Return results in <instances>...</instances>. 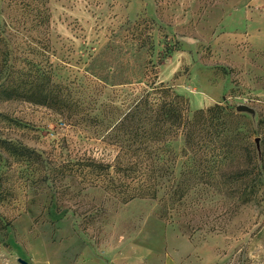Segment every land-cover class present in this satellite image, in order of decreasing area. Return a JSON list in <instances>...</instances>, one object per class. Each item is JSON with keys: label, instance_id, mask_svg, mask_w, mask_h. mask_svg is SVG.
Wrapping results in <instances>:
<instances>
[{"label": "rangeland", "instance_id": "obj_1", "mask_svg": "<svg viewBox=\"0 0 264 264\" xmlns=\"http://www.w3.org/2000/svg\"><path fill=\"white\" fill-rule=\"evenodd\" d=\"M257 4L0 0V84L43 74L69 89L81 116L104 119L97 128L73 126L48 107L0 100L1 134L42 151L49 166L83 156L111 161L110 110L127 109L155 79L187 98L190 114L215 104L234 112L229 139L242 144L249 136L250 148H263L264 13ZM0 173L13 186L0 200L8 223L0 230V264H133L137 254L150 264L175 252L182 264H264L262 190L249 204L215 192L203 201L195 192L178 214L162 219L158 200L122 204L77 177L52 181L51 172L37 185L32 161L10 160Z\"/></svg>", "mask_w": 264, "mask_h": 264}, {"label": "trees", "instance_id": "obj_2", "mask_svg": "<svg viewBox=\"0 0 264 264\" xmlns=\"http://www.w3.org/2000/svg\"><path fill=\"white\" fill-rule=\"evenodd\" d=\"M145 85L141 97L127 109L110 110L115 123L106 136L116 150L111 161L83 156L76 161L57 163L60 160H56L49 166L42 151L4 137L0 131V168L10 160H28L34 162L37 185L46 183L53 172L52 181L55 175L77 177L122 204L138 198L158 200L162 219L178 214L195 192L197 199L203 201L214 198L216 193L222 197L238 195L242 197L241 204L258 202L261 190L264 191V146L250 148L246 139L249 136H243L246 141L242 144L234 141L235 135L229 139L235 130L233 120L238 115L220 104L190 114L188 99L164 82L152 79ZM13 99L48 107L73 126L87 122V126L97 128L104 123L98 115L81 116L82 109L69 89L43 74L19 85L1 83L0 100ZM1 117L7 119L6 115ZM8 178L0 173L2 201L13 188L9 190ZM2 219L0 230L8 226Z\"/></svg>", "mask_w": 264, "mask_h": 264}, {"label": "crops", "instance_id": "obj_3", "mask_svg": "<svg viewBox=\"0 0 264 264\" xmlns=\"http://www.w3.org/2000/svg\"><path fill=\"white\" fill-rule=\"evenodd\" d=\"M257 1H258V4L256 5V9L264 13V0H257ZM139 256L140 254H137L136 257H134L133 264H136L139 262L141 263ZM137 259L139 260L137 261ZM183 260H184L183 255L175 252V253L165 254L161 256H155L153 257L150 264H182Z\"/></svg>", "mask_w": 264, "mask_h": 264}, {"label": "water", "instance_id": "obj_4", "mask_svg": "<svg viewBox=\"0 0 264 264\" xmlns=\"http://www.w3.org/2000/svg\"><path fill=\"white\" fill-rule=\"evenodd\" d=\"M237 110L238 111H248L249 108L246 105H238ZM257 144H258V140H257ZM258 148H259V146H258ZM21 264H27V263L21 261Z\"/></svg>", "mask_w": 264, "mask_h": 264}]
</instances>
